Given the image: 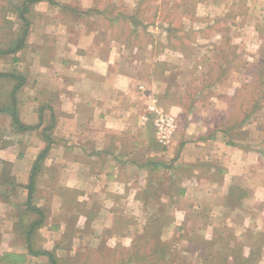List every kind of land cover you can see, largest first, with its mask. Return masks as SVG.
Returning a JSON list of instances; mask_svg holds the SVG:
<instances>
[{
    "label": "crops",
    "instance_id": "1",
    "mask_svg": "<svg viewBox=\"0 0 264 264\" xmlns=\"http://www.w3.org/2000/svg\"><path fill=\"white\" fill-rule=\"evenodd\" d=\"M47 1L30 5L28 13L39 12L40 21L26 14L25 43L7 53L13 65L0 69L24 78L16 93L19 117L26 125H38L27 131L15 126L1 131L3 137L12 132L17 139L0 149V254L25 253L22 264L39 260L28 253L25 237L39 217L27 207V185L37 156L47 146L33 194V204L44 214L35 231L36 248L51 250L57 243L54 233L60 238L73 232L86 238L75 240L78 248L87 240L89 245L82 248L96 250L102 247L101 235L113 240L114 235H128L134 224L140 227V216L143 231L154 216L149 202L155 189V201L167 203L174 219L186 211L203 212L211 219L224 214L229 222L216 232L237 225L241 234L264 237V129L256 128V115L241 122L242 87L238 80L225 81L230 74L227 61L211 72L206 69L211 66L201 62L227 55L219 45L230 40V27L251 26L258 47L262 39L254 19L239 17L234 24L225 17L236 0H157L143 11L145 18L136 20L133 14L131 20L137 27L166 29L153 35L149 44H135L128 35L115 32L121 22L117 14L102 16L98 11L103 8L95 1L63 0L64 16L58 5L50 10ZM11 4H0L4 19L10 17L3 10L13 12V18L19 15L21 6ZM93 9L96 16H87ZM168 13L175 19H166L163 14ZM238 35L231 39L237 45L234 56L257 57L247 53L249 43L240 31ZM27 59L29 65L23 66ZM214 73L222 75L217 82L202 79ZM0 79L11 82L0 88L4 109L17 79ZM189 90L195 91L191 102L186 98ZM156 108L172 113L177 125L166 147L155 137ZM9 123L13 124L11 116ZM249 126L253 130H247ZM165 207L157 208L162 220L168 217ZM174 224L178 229L181 223ZM256 249H263V255V242ZM257 264H264L262 256Z\"/></svg>",
    "mask_w": 264,
    "mask_h": 264
},
{
    "label": "rangeland",
    "instance_id": "2",
    "mask_svg": "<svg viewBox=\"0 0 264 264\" xmlns=\"http://www.w3.org/2000/svg\"><path fill=\"white\" fill-rule=\"evenodd\" d=\"M24 1L25 0H0V4L2 5L3 3H10V5H12L11 3L16 2L20 7ZM62 1L63 0H54V2L47 1L50 4L49 9L54 12L56 11V6L58 5V8L60 9L59 13L61 15L63 12L60 5ZM70 1L79 3L81 0ZM94 1L99 7L103 8L102 11H98L102 16L104 15V17L108 18V16L112 17L117 14L121 22L118 26L114 27L115 32L117 34L128 35V37H131L133 41L135 40V44H141L142 41L144 44H149L153 35L161 34L166 29H162V25H160L161 27L159 25H154L153 27L150 26L149 29L143 28L141 26L137 27L135 26V20H131V16L133 14L136 15V20H139V18H142L144 15H146V11L144 12V15L143 11L147 10L150 6L155 5L157 0H87L89 3ZM245 2H251V6L247 7ZM109 3L113 4L110 5ZM234 5L235 8L233 7L226 10L227 12L225 17H227L228 20H232V23L234 24L235 20L233 19H238L239 17H243L247 21L254 19L256 22L255 31L256 34L261 37V43H259V46L257 47L258 43L254 41L255 32L251 26L249 27V25H247L240 28L230 27L227 31L228 35L226 36L227 38L229 37L230 40H227L228 42H226V44L222 43L219 45V49H221L224 55H226V53L227 55L224 58H203L201 59V62L207 67L210 65L211 69H206L211 72L216 68L218 63L227 61L228 66L226 67H228L227 69H229L228 71L230 74L225 75V77L227 76L225 81H227V83H233L237 82L238 80L240 81L242 87L239 95L243 100L240 106V118L244 116L246 111L253 108V111L248 116V119L255 117L256 115V128L263 130L264 94H261L260 90H264V88L261 86V83L264 81V0H256L257 6H255V2L253 0H236ZM3 11H5V15L8 14L10 18L4 19L3 15H0V49H7L9 47H13L10 41L13 39V37L20 34L23 24L18 14L15 16V18H13V12L8 13V10ZM90 12L93 13H88L87 16L94 17L97 14L96 9H93ZM150 13L152 16L154 11L150 10ZM217 13L220 12L218 11ZM27 16L31 20L34 19L40 21L39 12L34 10H32V15L28 13ZM61 16H64V13ZM163 16L169 20L175 19L172 13L163 14ZM143 18H145V16ZM36 31H38V34L40 33V26L36 27ZM239 31L241 35L244 36L247 43H249L247 46V53L248 51L255 52L257 53V57L250 58L246 55L245 58H238L237 56H234L237 54L235 52L237 50V45L232 44L231 39L232 35L237 38ZM15 32L17 33L16 35L14 34ZM224 32L226 34V31ZM192 35L197 36L195 33ZM213 43L215 44L216 42ZM251 43L255 44L256 47L254 45L252 46ZM7 53L8 52L1 53L3 57L0 59V69H8L11 67V65H13L11 61L12 55ZM26 61V63L23 61V66L29 65V60L27 59ZM243 64L245 65L244 70H242L241 66ZM239 70L240 73H237ZM232 71H234V73H232ZM217 75L218 74L216 73L212 75H205L207 77L202 76V79L210 83H215L219 80L220 76L222 77V75H218V77ZM10 83L11 82L7 79H0V88H8ZM194 93V90H189L186 93L188 102H191L189 99L193 98ZM257 96L259 98H257ZM165 111L174 118V115L167 109ZM9 117L10 116L7 112H0V136H2V138H0V149L11 146L17 139V136L12 132L10 134L7 132L4 137L1 133L4 127L6 131L14 127L13 124L10 125ZM230 119H232V116H230ZM251 129L253 130L252 126L247 128V130ZM166 187L169 189L171 185L168 186L167 184ZM155 191L157 193L156 189L151 191V197L153 199H151V202H149V209L154 214V216L151 215L149 217L147 221L148 225L143 231H141V226L144 218L140 216L138 217V220H136V223L140 224V227H137L134 224L135 228L130 231V234L128 235H122L121 237L118 234L114 235V240L108 234L101 235L102 247L97 248L96 250L88 247L86 249L82 248L83 245L88 244L87 240H85V242H83L78 248L79 244L75 245V240H77L79 237L83 240L86 239L83 238L84 236L82 237L78 233H67L62 237L60 236V238L58 233H54L53 235L57 237L55 238L57 243H54V248L51 249V251L55 253L61 264H144L145 262L143 261L142 257L151 254L149 253L150 248L152 245H154V242L159 239L166 245V251L169 253L164 255V260L160 258L161 254H159V256L154 254V259L160 261V264H249V261L251 262V260L254 264H257L259 259H261V256L264 258V253L263 255L261 254L263 249L261 251L256 249V247L260 246L262 242L264 246V237H261V235L258 236L250 233L241 234L239 226L237 225H235V227L231 226L230 228H227V232H216L218 231L216 230L217 228H221V226L226 227L227 223L229 222L228 218H225L224 214L217 219H211L209 217H205L203 212L186 211L184 216H181V218L179 217V219H174L169 214L170 209H168L169 206L167 203L159 204L158 201H155L154 197H158ZM162 205L167 206L163 212L164 214L168 215V217H166L164 220L160 218V221L162 220V222H165L164 225L168 227L164 229V231L163 229L158 230V224L161 225V223H159V217L156 214L157 208H160ZM176 220L181 223L178 224V229L173 228V226L176 224H174ZM74 223H76V219ZM213 225L215 226L214 231H212L213 229L211 228ZM149 226H156V228H153L152 230L149 228ZM41 235L43 238L45 237L44 234ZM41 235L37 234V236L40 238ZM37 257V259H39L37 263L36 261H33L31 262L32 264H51L47 256L38 255Z\"/></svg>",
    "mask_w": 264,
    "mask_h": 264
},
{
    "label": "trees",
    "instance_id": "3",
    "mask_svg": "<svg viewBox=\"0 0 264 264\" xmlns=\"http://www.w3.org/2000/svg\"><path fill=\"white\" fill-rule=\"evenodd\" d=\"M39 1H42V0H25L22 3V6L20 7V10H19V17H20L22 24H23L22 25V31L20 32V34L18 35V37L16 39L11 40V44L13 47H9L7 49H0V54L6 53V52H8V53L16 52L17 50H19L24 45L28 31H29V21L26 17V14L28 13V11L30 9V5H32L33 3L39 2ZM48 1L54 2V0H48ZM0 76L13 77V78L17 79V83L14 85V87L11 91V94H10L9 105L4 109L2 107H0V112H2V111L7 112L11 116L13 125L15 126V128L18 131H27V130H30V129L37 127L38 125L31 126V125L24 124L20 120V117H19V113H18V109H17L16 93L19 90V88L22 86V84L24 82V78H22V76L15 75V73H1L0 72ZM261 86L264 88V81L261 83ZM260 92H261V94L262 93L264 94V90H260ZM257 98H259V97L257 96ZM252 111H253V108L246 111V113L244 114L245 117L243 120H241V122L242 121L244 122L245 120H247L248 116L250 115V113ZM47 152H48V146L45 147L37 156L35 164L33 165L30 182L27 185V188H28L27 207L29 210L35 212L39 217L34 222H32L31 225L28 227V230L26 232L25 237L27 240V247H28V253L29 254L35 255V256L45 255L49 258V262L51 264H61L53 251L47 250V249H42V248H36L33 244L35 231L44 222V219H43L44 214H43L42 209L38 208L37 206H35L33 204V194H34V189H35L36 176L38 175V173L41 170L40 162L46 156ZM158 219L160 221V218H158ZM159 223H161V225L158 224V230H162L165 222H162V220H161ZM149 228H151L153 230V228H156V226L155 227L149 226ZM158 232H160V231H158ZM165 247H166V245L164 243H162L161 240L157 239V241L154 242V245H152V247L150 248L149 253H151V254H149L148 256L145 255L142 257L143 261L145 262L144 264H160V261L155 260L154 256L155 255L159 256V254H161L160 258L162 260H164V255L169 254V253H167ZM25 259H26L25 253L3 252L0 254V262L6 263V264H22L25 261ZM166 261H168V260H166Z\"/></svg>",
    "mask_w": 264,
    "mask_h": 264
},
{
    "label": "built area",
    "instance_id": "4",
    "mask_svg": "<svg viewBox=\"0 0 264 264\" xmlns=\"http://www.w3.org/2000/svg\"><path fill=\"white\" fill-rule=\"evenodd\" d=\"M153 126L157 142L161 146H168L177 127L173 116L162 108H156L154 109Z\"/></svg>",
    "mask_w": 264,
    "mask_h": 264
}]
</instances>
